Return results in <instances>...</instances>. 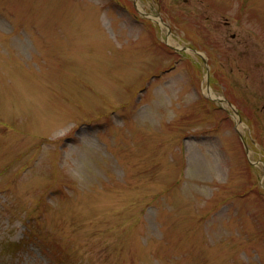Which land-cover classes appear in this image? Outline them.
<instances>
[{"label":"rangeland","instance_id":"374dc122","mask_svg":"<svg viewBox=\"0 0 264 264\" xmlns=\"http://www.w3.org/2000/svg\"><path fill=\"white\" fill-rule=\"evenodd\" d=\"M263 172L264 0H0V264H264Z\"/></svg>","mask_w":264,"mask_h":264},{"label":"bare ground","instance_id":"6f19581e","mask_svg":"<svg viewBox=\"0 0 264 264\" xmlns=\"http://www.w3.org/2000/svg\"><path fill=\"white\" fill-rule=\"evenodd\" d=\"M212 94V93H211Z\"/></svg>","mask_w":264,"mask_h":264}]
</instances>
